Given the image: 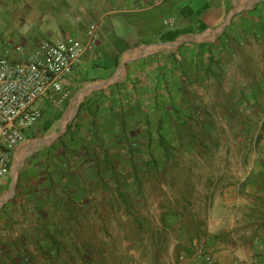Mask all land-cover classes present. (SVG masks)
<instances>
[{
	"label": "rangeland",
	"instance_id": "374dc122",
	"mask_svg": "<svg viewBox=\"0 0 264 264\" xmlns=\"http://www.w3.org/2000/svg\"><path fill=\"white\" fill-rule=\"evenodd\" d=\"M254 5L240 1L226 24L174 43L163 64L154 59L159 73L143 55L38 99L39 120L0 180V247L19 223L40 238L23 242L42 253L26 264H70L72 244L73 264H182L193 254L191 234L239 163L229 156L264 153V93L247 78L248 63L264 76V0ZM34 51L0 49L13 59ZM66 192L74 202L58 203ZM182 234L171 252L165 238Z\"/></svg>",
	"mask_w": 264,
	"mask_h": 264
},
{
	"label": "crops",
	"instance_id": "0c3cea01",
	"mask_svg": "<svg viewBox=\"0 0 264 264\" xmlns=\"http://www.w3.org/2000/svg\"><path fill=\"white\" fill-rule=\"evenodd\" d=\"M240 1L243 0H0V26L8 34L0 40V49L37 50L44 40H84L89 25L101 21L95 51L84 57L66 84L68 90L82 81L96 77L100 80L107 74L116 75L122 66L138 62L143 55L151 73H159V65L153 63L154 59L158 61L161 58L163 64L165 50L173 48L174 43L179 44L220 22L226 24ZM246 1L256 5L260 0ZM243 9L244 6L238 10ZM177 30L185 33L174 40L165 38ZM252 44L248 45V52L255 45ZM154 52L157 55L150 56ZM0 55L15 61L24 58ZM248 64L251 74H247V78L256 81L251 82V87L261 95L264 93L263 70L256 73V64ZM229 157L239 163L233 164L231 179L226 181L223 191L220 189L224 195H216L208 204V214L201 215V222L191 234L196 245L194 248L213 255L215 264H264V153L232 154ZM255 160L257 165L253 163ZM1 179L5 182L4 177ZM64 195L74 202V195L70 192L57 193L56 201H67ZM83 223L89 224L84 220ZM19 225H13L16 230L3 234L0 264H26L25 257L33 260L42 257L40 249L23 243L38 241L39 236L18 229ZM185 236L188 235H179V239L171 238V241L165 238L171 252ZM77 251L72 244L67 262L73 264ZM166 258L170 260L168 256Z\"/></svg>",
	"mask_w": 264,
	"mask_h": 264
},
{
	"label": "built area",
	"instance_id": "2783aa9c",
	"mask_svg": "<svg viewBox=\"0 0 264 264\" xmlns=\"http://www.w3.org/2000/svg\"><path fill=\"white\" fill-rule=\"evenodd\" d=\"M101 27V21L92 22L84 40H44L19 61L0 55V179L11 170L16 150L39 120L36 101L41 97L56 100L64 93L84 57L95 51ZM180 260L189 264L216 263L213 255L203 250L190 256L183 254Z\"/></svg>",
	"mask_w": 264,
	"mask_h": 264
},
{
	"label": "trees",
	"instance_id": "16d2710c",
	"mask_svg": "<svg viewBox=\"0 0 264 264\" xmlns=\"http://www.w3.org/2000/svg\"><path fill=\"white\" fill-rule=\"evenodd\" d=\"M205 27L202 26V29H204ZM184 31H174V32H170V34H167V36L165 38H167L168 40H174L178 35H180L181 33H183ZM185 33V32H184ZM78 206V205H77ZM79 207V206H78Z\"/></svg>",
	"mask_w": 264,
	"mask_h": 264
}]
</instances>
